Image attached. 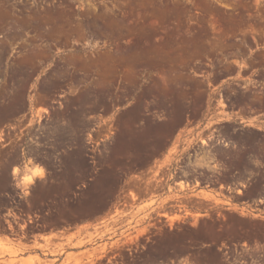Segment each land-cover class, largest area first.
<instances>
[{"label":"rangeland","instance_id":"1","mask_svg":"<svg viewBox=\"0 0 264 264\" xmlns=\"http://www.w3.org/2000/svg\"><path fill=\"white\" fill-rule=\"evenodd\" d=\"M2 213L0 264H264V0H0Z\"/></svg>","mask_w":264,"mask_h":264},{"label":"flooded vegetation","instance_id":"2","mask_svg":"<svg viewBox=\"0 0 264 264\" xmlns=\"http://www.w3.org/2000/svg\"><path fill=\"white\" fill-rule=\"evenodd\" d=\"M16 186H17V184H16ZM19 190L23 194L22 189H19ZM6 216H7V214H5V213H2L0 215V231H2V232L6 231V230L11 231V227L8 225V221L6 220ZM16 219H19V217H16ZM13 223L16 226V232H15L14 235H17L16 233L18 231H20V229L23 227V225L21 223H19V222H16V221H14ZM29 223L31 224L30 221H29ZM36 227H37V225H36ZM32 228L34 229V227H31V229ZM58 233L59 234H66V236L72 234V233H66L65 231H59ZM28 237H29V242H31V243H33L35 241H41L42 240V237H41L40 234H31V231H29V236ZM15 240H17V239L15 238Z\"/></svg>","mask_w":264,"mask_h":264},{"label":"bare ground","instance_id":"3","mask_svg":"<svg viewBox=\"0 0 264 264\" xmlns=\"http://www.w3.org/2000/svg\"><path fill=\"white\" fill-rule=\"evenodd\" d=\"M36 171V170H35ZM17 170L15 169V170H13V174H17ZM34 175H39V173H35ZM40 176V175H39ZM23 180V179H22ZM25 186L26 185H28V184H32L33 183V178H32V176H30V177H27L26 179H24L23 180V182H22Z\"/></svg>","mask_w":264,"mask_h":264}]
</instances>
